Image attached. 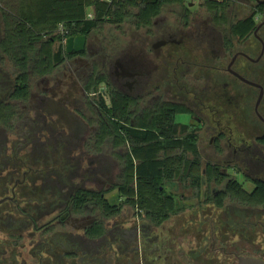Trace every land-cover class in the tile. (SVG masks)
<instances>
[{"label":"flooded vegetation","instance_id":"flooded-vegetation-1","mask_svg":"<svg viewBox=\"0 0 264 264\" xmlns=\"http://www.w3.org/2000/svg\"><path fill=\"white\" fill-rule=\"evenodd\" d=\"M210 1L166 5L151 26L126 35L91 32L82 51L64 50L53 74L33 81L13 129H0V264H187L176 216L151 224L118 195L127 148L97 137L109 117L99 103L109 109L113 96L119 141L124 129L163 127L173 113L179 139L196 140L202 175L211 165L226 183L264 182V0ZM240 22L253 25L237 36ZM49 152L67 160V184L57 186L68 191L65 203L43 201L35 166ZM113 192L118 202H107L120 212L107 218L94 198ZM205 194L202 183L193 205L201 226L221 212ZM197 241L200 252L220 253L214 238Z\"/></svg>","mask_w":264,"mask_h":264},{"label":"trees","instance_id":"trees-1","mask_svg":"<svg viewBox=\"0 0 264 264\" xmlns=\"http://www.w3.org/2000/svg\"><path fill=\"white\" fill-rule=\"evenodd\" d=\"M185 1L0 0V129L8 132L13 129V123L20 118L17 103L28 101L33 81L52 75L64 61V41L67 38L87 37L91 32L106 26L116 30L129 23L149 27L160 13L167 12L166 5L181 7ZM206 3L210 8L214 4L210 0H206ZM252 25V22H240L234 26L233 32L241 36ZM238 26L247 28L238 33ZM102 82L103 78H97L89 85L96 90ZM99 106L104 107L109 117L99 129L97 137H100V141L112 139L114 148H127L118 195L124 199L123 205L132 206L137 215L149 223L159 225L181 211L177 210L175 197L165 191L164 182L179 181L192 189L196 197L204 183L205 202L214 204L227 216L233 214V217H242L245 211L264 209L263 181L255 182L253 189L247 192L233 179L226 183L218 169L211 165L204 168V175L201 174L196 140L192 136H187L185 140L179 139V127L174 124L173 113L163 127L141 131L124 129V138L119 141L114 96L109 109L103 102ZM259 142L264 145V138ZM51 155L43 156V162L35 167L39 170L43 201L65 203L68 191L57 186L67 184V160L59 163ZM221 186L223 190L212 193V188ZM88 196L101 203L107 218L119 214L120 210L107 200L94 198L92 194ZM225 201L230 202L232 207L225 208ZM227 221L230 224L234 222L229 218ZM209 225V230L214 232L212 225ZM228 226L233 233L237 230L232 225Z\"/></svg>","mask_w":264,"mask_h":264},{"label":"rangeland","instance_id":"rangeland-1","mask_svg":"<svg viewBox=\"0 0 264 264\" xmlns=\"http://www.w3.org/2000/svg\"><path fill=\"white\" fill-rule=\"evenodd\" d=\"M188 1L195 5V0ZM129 22H131V20ZM130 26H132V23L123 27V34L126 35V31ZM113 29V27L108 26L102 27L99 30L93 31L91 35L94 36L93 39L97 38L98 40L103 36H106V38L110 35L116 36L118 32L113 31ZM31 89H33V83ZM112 167L109 169L110 172L113 169ZM261 170L264 171V167ZM229 174L233 177L234 173L232 174V171H229ZM234 179L238 183H241L242 187L247 192L253 189L252 185L244 178L235 176ZM163 187L167 193L175 197L177 210H181L175 217L177 227L173 231L177 238L183 235L182 246L186 251L187 264H235L236 257L246 256L264 260V217L262 216L264 209L255 212L245 211V216L242 217H240L241 215H237L238 217L234 216V222L231 224L233 228L237 229L234 233L227 225V218L231 221L233 214L227 216L225 212L214 213L217 218L215 221H218V223L215 222L214 227L212 225L214 232H211L209 230L210 225L206 224L208 222L201 226L202 220L201 218L200 220L198 219L196 210L193 206L195 205V201L199 199V195L196 197L192 189L190 190L188 187H185L179 181L164 182ZM106 198L110 204L118 202L115 192L106 195ZM210 216L212 217L213 214H210ZM172 222L173 221L170 222V225ZM210 236L215 239L216 246L215 244L214 246L220 253H212L209 248L208 250L202 248L203 251H199L197 240L200 238L207 240ZM222 251L226 254L234 252V255L233 257L231 255L228 257L226 254L222 253ZM174 259L179 262L176 255Z\"/></svg>","mask_w":264,"mask_h":264},{"label":"water","instance_id":"water-1","mask_svg":"<svg viewBox=\"0 0 264 264\" xmlns=\"http://www.w3.org/2000/svg\"><path fill=\"white\" fill-rule=\"evenodd\" d=\"M84 46L85 36L69 37L64 41V50L67 54L82 51L84 49ZM235 264H264V260L249 256L236 257Z\"/></svg>","mask_w":264,"mask_h":264},{"label":"built area","instance_id":"built-area-1","mask_svg":"<svg viewBox=\"0 0 264 264\" xmlns=\"http://www.w3.org/2000/svg\"><path fill=\"white\" fill-rule=\"evenodd\" d=\"M59 30H60V32H61V31H62V28L60 27V29H59Z\"/></svg>","mask_w":264,"mask_h":264}]
</instances>
